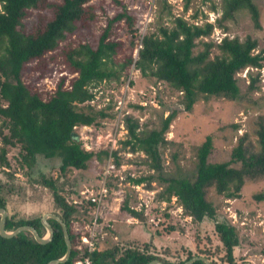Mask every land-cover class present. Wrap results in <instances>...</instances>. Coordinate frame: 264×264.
<instances>
[{
	"label": "trees",
	"instance_id": "obj_1",
	"mask_svg": "<svg viewBox=\"0 0 264 264\" xmlns=\"http://www.w3.org/2000/svg\"><path fill=\"white\" fill-rule=\"evenodd\" d=\"M115 2L120 9L106 15L99 32L88 41L81 38L83 31L90 22L97 21L98 16L90 0H0V166L9 167L8 147L18 146L19 164L26 166L25 172L37 167L38 177L29 179L50 190L52 213L65 223L71 243L68 259L57 264H74L86 256L90 264H146L153 259L163 264H183L197 255L208 259L210 264H237L234 254L239 243L237 229L225 221L214 222L216 243L209 240L207 244H200L195 240L191 246H180L181 251H172L171 246L164 248L167 250L154 251L151 248L155 247L153 237L143 248L138 244L116 242L105 248L95 244V248L88 251L80 234L72 228V220L80 206L68 202L56 180L41 172V166L54 158L58 159V171L65 173L70 169H85L92 157L100 158L109 153L108 147L99 151L85 149L74 127L97 124L98 119L110 116L105 110L89 105L94 98L93 88L104 80L118 79L122 72L133 67L142 76L166 82L181 93V107L171 108L159 127L140 132L138 120L130 114L125 116L127 138L122 143L132 151L144 153V162L155 171L147 176L129 177L133 183L157 178L162 187L156 197L169 201L174 196L182 213L195 224L215 217V207L206 195L208 187L213 186L217 193L226 197H237L246 180L264 179L262 117L257 121L256 150L245 145L243 136L232 148L228 160L211 162L208 154L212 140L207 135L196 148L194 170L188 175L164 173L160 152V147L168 142L165 133L179 112L191 110L203 96L238 98L236 73L247 67L260 68L264 61V52H255L257 40L249 36L243 40L225 36L217 43L203 40L211 33L213 24L210 21L192 23L180 15L172 19L170 26L160 24L154 31L136 35L137 16L125 4ZM190 4L191 0H184L183 10ZM221 4L217 20L224 29L223 21L233 18L240 9H246L254 26L260 27L259 12L253 0H221ZM45 9L49 16L38 13V20L27 28L24 19L30 12ZM119 28L127 34V42L120 39ZM73 36L76 38L72 39ZM137 41L141 46L133 56L132 49ZM124 45V55L116 58ZM196 47L199 49L195 52ZM213 47L217 52L211 55ZM54 64L72 76L61 74L52 90L42 91L36 84L51 74ZM27 69L37 71L33 81L24 78ZM254 81L252 78L250 84ZM233 162L240 165L233 166ZM16 186L13 173L3 171L0 207L7 213L5 230L30 225L43 236L42 215L21 217L10 212L9 200L18 196L22 188ZM254 196L264 198L263 194ZM120 209L133 216L142 213L131 208L127 199ZM47 221L53 236L43 244L26 230L11 237L0 235V264H47L63 256L66 245L62 227L51 217ZM179 228L182 227L170 225L168 231ZM215 254L220 256L218 260ZM190 264L204 262L198 259Z\"/></svg>",
	"mask_w": 264,
	"mask_h": 264
},
{
	"label": "rangeland",
	"instance_id": "obj_2",
	"mask_svg": "<svg viewBox=\"0 0 264 264\" xmlns=\"http://www.w3.org/2000/svg\"><path fill=\"white\" fill-rule=\"evenodd\" d=\"M118 1L137 16L136 35L154 31L160 24L170 26L172 19L180 15L192 23L203 24L210 21L213 24L211 33L203 37V40L217 43L225 36L240 40L249 36L257 40L255 52H264V0H253L259 12L260 27L254 26L246 9H240L233 18L223 21L225 29L218 25L217 20L221 15V0H191L186 10H183L184 0ZM90 2L95 5L98 16L97 21L90 22L83 31L81 38L88 41L99 32L106 15L110 16L120 9L115 0ZM38 13L49 16L46 9L32 10L24 19L27 28L38 20ZM118 34L120 39H127L124 30L119 28ZM75 38L76 36L72 37ZM137 44L138 41L132 49L133 56L137 53ZM125 50L124 45L116 58L121 59ZM215 52L217 51L213 47L211 55ZM53 68L50 75L47 74L36 84L42 91L52 90L61 74L69 75L60 66L54 64ZM35 75L37 71L27 69L24 72L26 80L33 81ZM236 78L239 85L237 99L203 96L193 104L191 110L179 112L172 121L165 133L168 142L160 147L164 173H191L195 166L196 148L207 135L212 140L208 154L211 162L228 160L232 148L243 136L244 143L250 150L257 149V121L259 117L264 119V61L260 68L247 67L238 71ZM252 78L255 81L250 84ZM93 92L94 98L89 105L94 109L105 110L110 116L98 119L97 124L76 126L74 131L85 149L99 151L108 147L109 153L102 154L100 158L92 157L85 169H70L65 173L58 171L57 158L41 166V172L56 180L66 200L80 206L72 220L73 230L80 237L88 235L90 231L95 232L94 241L100 248L110 247L116 242L138 244L143 248L145 242L149 238L151 241L153 237V250H167L164 248L171 246L172 251H181L180 246H191L195 240L200 244H207L209 240L216 243L214 222L225 221L237 229L239 243L234 249L237 264H264V198L254 196L264 195V179L246 180L237 197H226L217 193L213 186L208 187L206 195L215 207V217L205 218L201 223L194 224L189 216L182 213L174 196L169 201L156 197L162 187L157 178L143 180L139 184L133 183L129 178L155 174V171L144 162V153L132 151L122 143L127 138L125 116L130 114L138 120L140 132L159 127L161 119L171 108L181 107V93L166 82L142 76L133 67L122 72L118 79L98 83ZM7 158L10 165L0 166V179L3 171L12 172L16 187H22L18 196L9 200L10 212L21 217L52 213L50 190L29 179L38 177L37 167L30 169L28 174L25 172L26 166L21 167L19 164L18 146L8 147ZM232 165L240 164L233 162ZM101 184L105 185L107 196L98 204L88 202L85 196L96 193ZM124 199H127L131 208L142 213L133 216L121 210ZM94 218L97 219V226L92 224ZM170 225L182 228L168 231ZM46 233L45 228L44 235ZM215 257L218 260L220 256L215 254Z\"/></svg>",
	"mask_w": 264,
	"mask_h": 264
},
{
	"label": "water",
	"instance_id": "obj_3",
	"mask_svg": "<svg viewBox=\"0 0 264 264\" xmlns=\"http://www.w3.org/2000/svg\"><path fill=\"white\" fill-rule=\"evenodd\" d=\"M6 210L2 207H0V235L4 236V237H11L13 235H16L17 233L21 232V231H29L32 233L34 239L38 242V243H46L49 240H51L52 236H53V229L50 225V223L47 221L48 217H51L55 220H57L61 227H62V232H63V236H64V241H65V245H66V251L63 254V256L56 258V259H52L50 260L47 264H57V263H61L64 262L68 259L69 255H70V251H71V243H70V239L68 236V231L66 228L65 223L62 221V219H60V217H58L57 215L53 214V213H47V214H43L41 217V223L44 225V227L47 230V233L43 236L39 235V233L37 232V230L30 226V225H21L18 226L17 228H15L12 231H6L4 228V224H5V217H6ZM202 260L204 262V264H210L208 259H206L203 256H194L191 257L190 259L186 260L183 264H190L191 262L195 261V260ZM114 264V263H113ZM146 264H163L160 260L158 259H153L151 261H149Z\"/></svg>",
	"mask_w": 264,
	"mask_h": 264
},
{
	"label": "built area",
	"instance_id": "obj_4",
	"mask_svg": "<svg viewBox=\"0 0 264 264\" xmlns=\"http://www.w3.org/2000/svg\"><path fill=\"white\" fill-rule=\"evenodd\" d=\"M141 45L139 44V47ZM138 47V48H139ZM107 196V189L105 187L104 184H101L100 185V188L99 190H97L96 193H89V195H86L85 198L90 201L91 203H95V204H98L100 202H102V200ZM97 219H93L92 221V224H94L93 226H95V222H96ZM97 226V225H96ZM95 232L93 231H90L88 233V235L86 234H83L80 239L82 242L86 243L87 245V249L88 251L90 250H93L95 248ZM90 258L88 256L82 258V259H78L74 262V264H90Z\"/></svg>",
	"mask_w": 264,
	"mask_h": 264
}]
</instances>
